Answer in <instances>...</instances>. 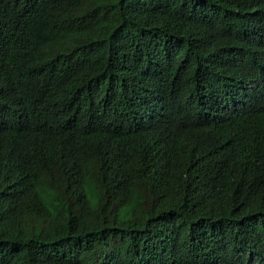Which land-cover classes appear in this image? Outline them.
Instances as JSON below:
<instances>
[{"label": "trees", "instance_id": "obj_1", "mask_svg": "<svg viewBox=\"0 0 264 264\" xmlns=\"http://www.w3.org/2000/svg\"><path fill=\"white\" fill-rule=\"evenodd\" d=\"M0 264H264V0H0Z\"/></svg>", "mask_w": 264, "mask_h": 264}]
</instances>
